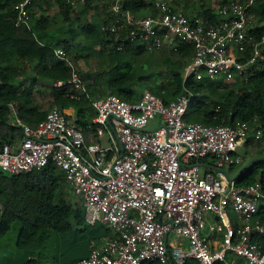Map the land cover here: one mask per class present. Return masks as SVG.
Returning <instances> with one entry per match:
<instances>
[{
    "label": "built area",
    "instance_id": "2783aa9c",
    "mask_svg": "<svg viewBox=\"0 0 264 264\" xmlns=\"http://www.w3.org/2000/svg\"><path fill=\"white\" fill-rule=\"evenodd\" d=\"M178 1V0H177ZM151 0L154 16H135L121 0H91L104 10L101 30L113 34L123 50L124 39L146 50L176 51L192 46L182 78H222L225 85L245 82L263 59L264 22L252 11L254 0H227L215 19L195 11L197 0ZM185 3L190 4L185 10ZM31 0L14 4L15 25L31 28ZM70 76L52 86H71L87 96L72 57L53 48ZM191 93L186 89L164 103L144 90L135 102L115 95L89 97L93 126L73 123L57 106L36 124L25 123L8 105L7 121L21 136L0 143V174L20 175L53 163L61 172L66 194L81 197L83 220L103 225L107 236L90 239L87 255L72 264H264V221L256 218L264 192L256 181L238 185L232 172L242 163L237 147L264 137V123L210 126L186 122ZM160 123L147 129L150 120ZM88 129L92 132L88 133ZM101 137L107 145L102 146ZM2 205L0 204V216ZM169 232L187 241H166Z\"/></svg>",
    "mask_w": 264,
    "mask_h": 264
},
{
    "label": "trees",
    "instance_id": "16d2710c",
    "mask_svg": "<svg viewBox=\"0 0 264 264\" xmlns=\"http://www.w3.org/2000/svg\"><path fill=\"white\" fill-rule=\"evenodd\" d=\"M18 1L0 0V143L21 136L20 129L7 121L10 103L14 104L18 117L27 124L34 125L44 117L46 111H39L32 98L38 80L49 81V108L57 106L62 111L72 108L77 119L73 123L83 128L93 126L95 116L89 97L112 94L132 103L140 98L144 90L157 95L164 103L177 97L184 89L190 92L192 96L184 114L186 122L218 126L251 122L255 117L264 123V48L258 70L245 82L236 80L225 85L222 78L195 79L194 76L183 80L182 67L192 54V46L186 42H180L176 51L168 49L171 56L181 60L171 62L170 55L161 57L165 68L154 71V65L136 61L150 59L149 53L153 52L146 50L143 43L124 39L121 35L119 43L124 48L116 50L118 43L114 41L113 34L101 30L102 24L107 22V17L102 15L104 10L92 5L91 0H82L81 11L71 5L72 0H31L28 7L30 29L15 25L13 6ZM219 1L222 4L227 0ZM121 3L123 9L135 16L155 15L151 0H121ZM51 7L55 8L54 15L60 16L62 21L61 29L56 31L50 29L49 18L53 15L47 12ZM251 8L258 21L264 22V0H254ZM89 9H96L95 15L84 16ZM198 14L215 19L211 8L202 7ZM259 33L264 34V27ZM77 37L85 40L83 48H96L100 53L98 59L103 61V68L97 72V77L90 85L86 84L87 96L68 85L60 88L52 86V82H65L70 76L68 65L55 58L53 48H63L73 60L80 50L74 43ZM78 73L82 80V76L90 74L80 73L79 70ZM104 90L105 94H95L104 93ZM87 106L92 110L90 116L83 113V108ZM88 130V133L92 132V129ZM260 141H264V137ZM253 142L258 141L247 139L244 145ZM252 159L235 177V181L238 185L258 181L264 192V146L254 150ZM242 166L238 165L234 173ZM63 187H66L63 175L53 163H48L41 170L20 175L1 173L0 233L16 221L20 225L19 245L39 249L50 233L64 234L84 224L82 207L72 208L65 201ZM256 218L264 221V206L259 207ZM184 264L197 263L189 259Z\"/></svg>",
    "mask_w": 264,
    "mask_h": 264
},
{
    "label": "rangeland",
    "instance_id": "374dc122",
    "mask_svg": "<svg viewBox=\"0 0 264 264\" xmlns=\"http://www.w3.org/2000/svg\"><path fill=\"white\" fill-rule=\"evenodd\" d=\"M73 4H71L75 9L81 11L82 8V0H72ZM206 5H209L213 8L218 6L221 2L219 0H204ZM81 6V7H80ZM194 6L198 7L199 3L195 2ZM55 8L51 7L48 10L50 16V22L52 25V29L60 28L61 29V17L58 15H54ZM96 9H89L84 16L91 17L95 15ZM97 28V27H96ZM74 43L80 47V50L77 51V57L73 59V64L76 68L80 71V73L89 72V75L85 77L82 76L84 86L87 88L86 84L92 82V80L97 77V72L103 68V61L99 58V51L94 49H85L84 44L85 40L82 38H76ZM153 52L149 53L150 59H136L137 62H144L149 65H154V71H162L164 70V62L160 59L161 57L167 56L169 54V50L167 47H164L159 50H151ZM167 51V52H161ZM150 52V51H149ZM145 54H148L146 52ZM171 56V55H170ZM171 62H176L181 59H177L176 57L171 56ZM185 63V62H184ZM105 64V62H104ZM184 66L182 67V71L184 70ZM44 82V83H43ZM234 83V82H233ZM49 81L45 80H38L36 87H35V98L36 104L39 109L47 110L49 109L50 103V95L49 91L50 87H48ZM104 93L97 92L95 94L102 95ZM83 113L87 116H90L92 113L91 108L84 107ZM72 120H77L76 115L70 117ZM160 123V119L155 117L154 119L150 120L147 124V129H154ZM101 144L102 146H106V138L101 137ZM264 146V141L253 142L247 146L243 145L237 147L236 153L242 158V163L239 166L244 165L247 161L252 159L254 154V150L258 149L259 147ZM236 167L234 168L232 174L235 175ZM66 190L65 187H63ZM66 202L72 207L81 206V197L78 195L69 192L66 194L65 192ZM82 229V228H81ZM63 235V236H62ZM90 236V232L87 230H80V231H73L66 234L61 233H50L49 238L45 241L39 249H31V248H24L19 245L20 242V225L18 222L14 221L10 223L8 229L3 233H0V264H69V262L73 259H76L78 256L82 254L83 247H85V243L87 238ZM166 241L168 243L177 245L179 243L182 244L183 247H187V241L183 238L180 234L175 232H169L166 236Z\"/></svg>",
    "mask_w": 264,
    "mask_h": 264
},
{
    "label": "crops",
    "instance_id": "0c3cea01",
    "mask_svg": "<svg viewBox=\"0 0 264 264\" xmlns=\"http://www.w3.org/2000/svg\"><path fill=\"white\" fill-rule=\"evenodd\" d=\"M172 1V3L174 4V5H181L180 3V1L178 0H171ZM197 3H199V6L198 7H196L195 6V11H199V10H201V8L203 7V8H211V9H213L214 10V13H215V15L217 14V7L218 6H216L215 8H213V7H211V6H209V5H206L205 3H204V0H197ZM188 6H190V4H188L187 5V3H185V5H184V9L186 10L187 8H188ZM147 16V15H146ZM51 30H52V28H50ZM49 29V30H50ZM44 83V82H43ZM49 87V86H48ZM49 92H50V90L49 89H47ZM36 93H35V91L33 92V96H32V98H33V104H36V98H35V95ZM49 95H50V101H51V93H49ZM50 104V103H49ZM37 105V104H36ZM38 110L39 111H46V110H44V109H39L38 108ZM68 116H69V119H71L70 117L71 116H74V110L72 109V108H69V109H67V110H65L64 111ZM72 122H73V120H72ZM87 230V232H90V236L87 238V240H86V243H85V247H83V250H82V254L80 255V256H78L76 259H78V258H81V257H83V256H85L86 254H87V243H88V241L90 240V239H98V238H100V237H103V236H107L108 234H109V231L108 230H106L105 229V227L103 226V225H101L100 223H96L94 226H89V225H86V223H84V224H82V225H79V226H75L74 227V230H72V231H70V232H73V231H80V230ZM67 233H69V232H67ZM64 234H66V233H64ZM63 236V235H62ZM72 261V262H71ZM70 262H69V264H72L73 263V261H75L74 259L73 260H71Z\"/></svg>",
    "mask_w": 264,
    "mask_h": 264
},
{
    "label": "water",
    "instance_id": "95a60500",
    "mask_svg": "<svg viewBox=\"0 0 264 264\" xmlns=\"http://www.w3.org/2000/svg\"><path fill=\"white\" fill-rule=\"evenodd\" d=\"M253 159H250L249 161H247L239 170L238 172L232 176V179L235 178L247 165L250 164V162H252Z\"/></svg>",
    "mask_w": 264,
    "mask_h": 264
}]
</instances>
